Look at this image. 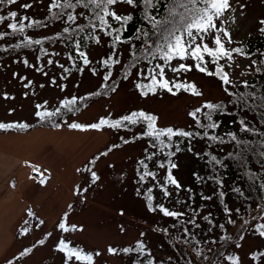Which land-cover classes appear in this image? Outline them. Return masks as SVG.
I'll return each instance as SVG.
<instances>
[{
    "label": "rangeland",
    "instance_id": "obj_1",
    "mask_svg": "<svg viewBox=\"0 0 264 264\" xmlns=\"http://www.w3.org/2000/svg\"><path fill=\"white\" fill-rule=\"evenodd\" d=\"M50 2L18 0V3L11 4L1 15L16 11L18 16L15 21L9 19L0 23V32L8 33L11 29L7 25L24 16L29 17L25 24L44 19L49 14ZM230 3L232 7L217 21V26L231 33L232 43H227L224 37L225 46L237 48L259 36L264 19V0H230ZM23 4H31L32 7L22 8ZM118 8L125 13L131 12L125 5ZM60 29L57 24L29 36L45 37ZM6 42L8 39H0V46ZM108 55L106 41H102L89 49L92 63L83 71L70 74L64 70L70 62L60 45L49 46L43 57H40L38 48L1 60L0 123L34 124L39 121L37 111H54L65 99L84 97L103 83L110 86L119 78L128 51L123 48L116 52L115 58L120 63L114 66L112 76L105 81L101 71L94 74L92 69ZM253 62V59L241 58L238 54L233 55L232 61L221 60L224 71L235 86L223 85L217 76L206 75L194 66L188 72L171 71V66L180 63L194 65L192 59L173 60L171 66L165 67L167 78L195 83L203 93L200 96L183 90L173 95L163 89H157L155 94L142 95L137 84L149 83V79L144 77L155 67L145 63L132 76L119 82L109 97L89 101L79 113L66 118L59 129L39 128L28 133L0 134V264H8L9 261L13 264H66L65 254L56 250L62 238L86 253H100L94 256L95 264H132V258L126 256L122 249L143 241L151 254L149 260L160 264L170 255L165 253L167 243L164 236L167 232L163 229L169 231L172 226L168 217L148 209L143 193L151 189L154 206L163 203L168 208H178L186 197L173 185H166L172 196H163L159 185L166 184L165 169L158 176L159 183H151L153 189L150 185L140 191L137 189V166L144 158L146 147L145 141L137 139L139 129L121 132L108 126L74 129L70 125L88 126L98 123L101 118L116 120L133 111L143 110L156 115L159 126L163 128L193 127L194 120L189 116L191 111L202 107L205 102L228 100L225 87L234 92L243 88L245 81H258ZM208 69L215 71V65L208 64ZM37 105H44V108L37 109ZM105 151L107 154L103 155ZM94 159L95 164H90ZM195 161L194 157L180 158L186 168H193ZM182 164L183 176L178 178L184 187L189 173ZM33 166H38L44 174L45 183L39 182L40 177ZM87 168H91L99 179L93 182L91 172L85 170ZM29 210L35 215H28ZM65 217L68 225L77 226L76 231L65 233L58 228ZM41 220L43 224L39 223ZM25 221L29 223L25 224ZM260 224H264V216L257 226ZM257 226L247 229L242 239L225 249L223 256L214 264H231L227 259L229 256L239 257V264H264V236L259 234ZM24 228H28L26 235L22 234ZM171 234L172 237L174 234ZM40 240L45 243L40 244ZM110 247L117 249L116 254L109 252ZM27 248L32 249L31 253L20 257L19 254ZM67 264L86 262L73 258Z\"/></svg>",
    "mask_w": 264,
    "mask_h": 264
},
{
    "label": "trees",
    "instance_id": "obj_2",
    "mask_svg": "<svg viewBox=\"0 0 264 264\" xmlns=\"http://www.w3.org/2000/svg\"><path fill=\"white\" fill-rule=\"evenodd\" d=\"M11 4L5 3L0 5V15L7 9ZM119 6V5H118ZM127 6V5H125ZM129 7V6H127ZM130 8V7H129ZM131 9V8H130ZM71 11V10H69ZM84 11L83 9H77V12ZM125 13V12H124ZM131 13L134 16L132 22L129 23L127 31L124 33L122 39H129L131 43L126 44H117L115 48L112 47V40L110 37L105 36L103 32L97 31L96 35L100 36L101 42L106 41L107 49L109 56L113 52L120 51L125 48L128 51V57L123 63V68L120 71L119 78L116 81L110 83V86L104 87L107 83H103L100 87L94 92L85 95L78 99L77 104L74 106L73 111H68L67 109H61V115H57L52 118L41 120L35 122L34 124L29 123H15V124H27V128H18L12 127L7 130L0 129V134L19 132V133H28L30 131L39 129V128H50V129H59L62 127L63 122L72 114L79 113L84 107L89 104V101L94 100L98 97H109L110 94L116 91L119 82L125 81V79L132 76L135 70H137L142 64H164V61L159 58L151 60L144 59L143 57V48L144 44L142 40L132 39L137 34V29H140L143 25L145 28H150V25H147L146 21L143 20V11L140 7L135 10L131 9ZM161 13L166 15L165 4H161ZM87 15V13H86ZM40 21V26H34L32 28H26L24 33H12L10 30L8 33L10 35L5 36V39H8V42L0 46V61L8 57H14L19 53L25 51H33L40 49V57L45 55L42 49H46L49 46L60 45L66 51V57L70 62L69 71L66 74H70L74 71H79L78 69H84L85 65L83 64L81 58L78 55L77 50L74 47L75 41L79 39L81 41V51H85L89 57V49L98 45L94 43L93 40L88 38V34L92 31L91 28L87 27L88 21L84 17L78 19V24L85 26L84 32H79L72 36L71 39H68L69 34L63 33L64 27L69 25L66 23V16L61 19H52L49 12L48 16ZM264 21V19L262 20ZM31 23V22H30ZM60 25V31L49 36L32 38L34 40L39 39L43 41L42 45L33 44L31 47L23 46V41L25 37H30L29 35L38 32L43 29L50 28L54 25ZM117 25L114 24V27ZM75 28V25L71 26ZM264 28V24H262ZM261 28V29H262ZM59 37V38H58ZM162 37L152 36L150 43L155 47V43L161 41ZM132 44L135 45V48L132 47ZM15 45H21L20 47H15ZM237 48H242L247 53L245 55H239L241 58H249L254 60L255 70L254 75L257 78V82H247L248 85H255V87H248L237 90L230 91L233 93L240 92H255L257 95L264 94V32L260 31L259 36L255 40H249L243 42ZM135 52L136 56H133L131 53ZM72 56V60H69V56ZM108 57L106 59H108ZM206 60L209 58L206 56ZM104 60V59H103ZM101 60L95 70V74L98 71H101L104 76L108 73L112 76V71L114 70L111 67H105ZM75 61V64L73 63ZM221 62V61H220ZM211 65V63H209ZM135 65V67H133ZM167 66V65H166ZM165 66V67H166ZM259 68L260 71H256ZM110 76V77H111ZM113 89H115L113 91ZM184 91V90H183ZM95 93H99L98 95ZM228 94V93H227ZM234 100L233 96L228 95V100L221 101L227 105L226 112L228 114H215L213 116L214 120L220 122V128L216 130H210L209 135H217L224 138V143L219 141H212L203 136V130L199 129L196 126L194 121L193 127L190 128H177L184 129L186 131L200 132V136L194 138H184V137H174L172 141L171 148H165L163 153L160 152V146L153 147V144L157 142L152 140L150 137L143 136L142 133L146 129V125L137 124V125H128L127 127L116 128L121 132H133L137 129L140 132L136 135L137 139L145 141L146 147L144 149V160L148 165V170L156 174V178L146 177L144 181L140 180V175L143 174L145 169H143L140 164L137 166V177L135 182L137 184V189H144L147 185L153 189L154 186H151L152 182L159 183L158 176L161 170L168 171V152H175V155L170 159L174 162L177 167L172 169L173 176L179 181L182 185L180 189H175L177 192H182L186 199H182L181 205L178 208H171L170 210L181 211L186 213L185 216H182L179 219L168 217L171 223V230L167 231L164 236V240L167 243L165 246V253H168L169 256L165 260H161L160 264H214L217 259L223 256V251L229 248V246L237 243L242 237L247 229L257 226V222L264 216V157L259 155L261 150H264L260 147V142L264 141V136H261L260 133H264V122H262L259 112L261 110L251 111L244 110L241 111L235 104L231 103ZM214 103V102H212ZM220 103V102H216ZM207 111V109H205ZM245 118L249 122V126L256 129L255 133H241L239 131V118ZM201 119L203 117L201 116ZM206 123V121H205ZM58 125V126H57ZM157 126H159L157 121ZM173 128V127H172ZM176 129V128H174ZM235 132L241 140H247L252 144V148L246 152H242V160L238 161L235 159V154L240 152L241 148L244 146L241 145L239 148L236 146L235 141H230L229 137L226 135L228 132ZM165 140L167 138H164ZM128 142L132 140H126ZM124 144V143H123ZM177 147L179 151H177ZM104 153H107L106 151ZM156 153L152 156V159H146L147 156ZM233 155L230 156L229 154ZM211 155H215L217 159L223 161L222 164H215L211 161ZM182 156H188L189 158H195V166L193 168H186L185 164L180 162ZM165 165L164 168L160 167V164ZM181 164L186 168V171L189 173V180L183 184L179 179L180 176H183V169ZM184 168V169H185ZM249 175L252 178H249ZM179 176V178H178ZM198 177H204V180L198 179ZM208 177H213V179H207ZM217 180L221 181V184H217ZM240 188L243 195L236 193L233 189ZM220 192H224L223 197L220 196ZM152 193V192H151ZM150 193V194H151ZM149 195V189L145 190L143 197L148 204L147 197ZM152 195V194H151ZM204 197H211L210 200L204 199ZM223 201V202H221ZM226 201V202H225ZM225 202V203H224ZM184 203V205L182 204ZM154 206V199H153ZM148 207V206H147ZM231 210V214L225 210V208ZM238 210V211H237ZM208 216L209 220H204L203 217ZM194 219L196 224L199 227H196L194 224L190 223L189 220ZM233 220L234 223H229V220ZM211 221V223H209ZM247 221L248 223H245ZM223 225L224 227H220ZM185 229L188 231L185 232ZM214 232V236H212ZM171 233L174 235L171 237ZM230 237V239H229ZM138 242V241H137ZM133 247L135 248L136 244ZM227 247V248H226ZM201 253L200 256H197L196 252ZM149 251L145 249L144 253H139L133 251L131 253H125L126 256L132 258V264H148L149 261Z\"/></svg>",
    "mask_w": 264,
    "mask_h": 264
},
{
    "label": "snow or ice",
    "instance_id": "obj_3",
    "mask_svg": "<svg viewBox=\"0 0 264 264\" xmlns=\"http://www.w3.org/2000/svg\"><path fill=\"white\" fill-rule=\"evenodd\" d=\"M5 3L16 4L18 0H0V5ZM165 4L166 15L161 13V4ZM118 5H127L131 9L135 10L140 7L143 11V20L146 21L147 25H150V28H145L143 25L140 29H137V34L132 39L142 40L144 48L142 50L144 59L151 60L159 58L164 61V64H156L154 68L150 70L148 76H145V79H149V83L137 84V88L140 89L141 94L147 96L149 93L155 94L157 89L167 90L173 95L178 94L180 90L186 92H191V94L200 96L203 93L198 90L195 83L180 82L177 79H169L165 73V66H171L173 60L185 61L192 59L195 61L194 65L180 63L178 66H171V71L173 73L177 72H188L192 70L194 66L198 71L205 73L209 76H217L223 85L233 84L229 74L224 71V65L220 63L221 60L232 61L234 54L245 55L247 53L242 48H227L225 46L224 37L227 38V43H232L231 33L225 29L218 28L217 21L220 20L224 14L229 11L232 7L230 0H51L48 5L49 12L52 19H61L66 16V23L68 27H64L63 33L69 34L68 39H71L73 35L79 32L85 31V26L78 24V19L84 17L88 21L87 27L91 28V32L88 34V38L93 40L94 43L100 44L101 38L96 35L97 31L103 32L105 36H108L112 40V47L115 48L117 44H126L131 43L129 39H122L124 33L127 31L128 25L133 21L134 16L131 12L124 13L118 8ZM22 8H30L31 4H23ZM77 9H83L84 11L77 12ZM71 10V11H69ZM87 13V15H86ZM18 16L16 11H11L5 15H0V23H4L6 20L15 21ZM29 17L24 16L18 22H12L7 25L11 29L12 33H24L26 28H32L34 26H40V21H32L31 23L25 24L24 21L28 20ZM264 24V21H261ZM114 24L117 25L114 27ZM75 25V28L71 26ZM261 32H264V28L260 29ZM223 33V36L221 35ZM10 35L7 32H0V39H3L5 36ZM152 36L162 37L161 41L153 44L149 41ZM59 38V37H58ZM33 44L42 45L43 41L39 39H32L31 37H25L23 41V46L31 47ZM210 44L212 46H210ZM21 45H15V47H20ZM75 49L78 52L79 57L81 58L85 66L92 63L88 58V54L85 51H81V41L77 39L74 44ZM132 47L135 48V45L132 44ZM45 54H47L46 49H42ZM133 56H136L135 52L131 53ZM209 59L206 60L205 57ZM116 53L113 52L108 59L102 61L105 67H111L114 64H119V59L115 58ZM72 56H69V60H72ZM27 63V61H25ZM52 63V61H49ZM75 64V61H73ZM211 63L215 65V71H210L208 69V64ZM255 63V62H253ZM231 65H229L230 67ZM64 68L63 65H61ZM135 67V65H133ZM65 72L69 69L65 68ZM83 71V69H78ZM256 71H260L259 68ZM95 74V70H93ZM111 74L108 73L104 76V80L107 81L110 79ZM107 87V85H103ZM244 87H255V85H248L247 81L244 82ZM176 91H173V90ZM115 89H113L114 91ZM224 91L228 93L229 96H233L234 100L231 103L235 104L241 111L244 110H261L259 115L261 116L262 122H264V94L257 95L255 92H240L233 93L230 92L227 87L224 88ZM99 94V93H95ZM78 98L72 97L71 99H65L61 102L60 107L56 108L54 111H37L36 115L41 119H48L61 115V109H67L68 111H73L74 106L77 104ZM37 109L44 108V105H37ZM227 105L223 102L212 103L205 102L202 107L196 108L195 110L189 113V116L196 122V126L199 129L203 130V136L212 140L219 141L224 143V138L217 135H209L210 130H216L220 128V122L213 119L215 114H228L226 112ZM207 109V111H205ZM201 116L203 119H201ZM158 117L154 114L147 113L143 110L133 111L128 115H124L116 120H110L107 118H101L100 121L96 124H91L88 126H82L77 123L70 125L71 128L78 129L83 127H90L93 129H100L103 126H108L111 128H121L127 127L128 125H137L144 124L146 125L145 131L142 133L143 136L150 137L152 140L156 141V144H153V147L160 146V152L163 153L165 148L172 147V141L174 137H184V138H194L200 136V132L186 131L184 129H174L172 127L160 128L157 126ZM206 121V123H205ZM239 131L241 133H255L257 130L249 126V122L241 117L238 119ZM58 126V125H57ZM12 127L18 128H27V124H7L0 123V129L7 130ZM229 137L230 141H235L236 146L239 148L241 145L244 147L241 148L240 152L235 154V159L238 161L242 160L241 153L246 152L251 149L253 146L247 140H241L238 138L235 132H228L226 134ZM261 136H264V133H260ZM164 138H167L166 140ZM128 143V141H125ZM113 147H116L115 145ZM260 147L264 149V141L260 142ZM177 151L179 148L177 147ZM107 153H103L106 155ZM156 153H153L146 157V159H152V156ZM168 171L166 176V184H160L159 187L164 197L172 196V192L169 191L166 185H173L176 189H180L182 185L172 174V169L176 168L177 165L171 161V157L175 155V152H168ZM230 156L233 154L230 153ZM261 157H264V150L259 152ZM211 161L215 164H222L223 161L217 159L215 155H211ZM95 159L90 161V164H95ZM140 166L145 169L142 175H140V180L144 181L146 177L156 178V174L148 170V165L144 160L139 161ZM161 168H164L163 163L160 164ZM34 172H36L40 179L41 184L45 183L44 174L40 171L38 166H33ZM90 171L92 175L93 182L98 180L99 177L94 171H91V168L85 169ZM251 179L252 176L249 175ZM200 180H204V177H198ZM207 179H213V177H208ZM217 184H221L220 180L216 181ZM236 193L243 195L240 188L233 189ZM151 189H149L148 200V209L152 212L159 211L165 217H172L179 219L182 216H185L186 213L181 211L170 210L168 207H165L163 203L156 204L153 206V196L150 194ZM224 192H220V196L223 197ZM206 200H210L211 197H204ZM225 210L231 214V210L227 207ZM238 211V210H237ZM28 215L34 216L35 214L29 210ZM204 220H209L208 216L203 217ZM65 221L58 224V228L67 233L69 231H76V225H68ZM190 223L194 224L196 227H199L196 224L194 219L189 220ZM229 223H234L233 220H229ZM28 221H25V224H28ZM40 224H43L44 221H39ZM211 223V221H209ZM245 223H248L245 221ZM220 227H224L220 225ZM167 232V229H163ZM188 230L185 229V232ZM257 231L261 236H264V224L257 226ZM28 228L22 229V234H27ZM48 235H51L49 233ZM143 235V234H142ZM230 239V237H229ZM40 244H44V240L39 241ZM146 245L143 241H138L135 248H124L122 251L124 253H131L133 251L144 253ZM56 250L65 254L66 264L67 262L75 261L86 262V264H95L94 256L100 255V253H86L83 249L71 246L69 241L65 239H60ZM32 251L31 248L23 250L19 255L20 257L30 254ZM109 252L116 254L117 249L109 248ZM197 256H200L199 251L196 252ZM149 255H151L149 253ZM264 255V254H262ZM231 264H239V257L229 256L227 257ZM8 264H13L12 261H9ZM148 264H154V261L149 260Z\"/></svg>",
    "mask_w": 264,
    "mask_h": 264
},
{
    "label": "bare ground",
    "instance_id": "obj_4",
    "mask_svg": "<svg viewBox=\"0 0 264 264\" xmlns=\"http://www.w3.org/2000/svg\"><path fill=\"white\" fill-rule=\"evenodd\" d=\"M221 202H223V201H221ZM225 202H226V201H225ZM225 202H224V203H225ZM216 262H217V261H216Z\"/></svg>",
    "mask_w": 264,
    "mask_h": 264
}]
</instances>
